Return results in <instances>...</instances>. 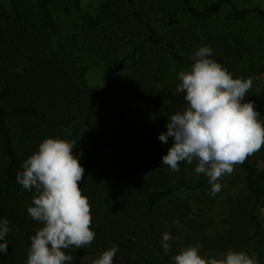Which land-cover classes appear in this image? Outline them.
I'll return each mask as SVG.
<instances>
[{
  "label": "trees",
  "instance_id": "obj_1",
  "mask_svg": "<svg viewBox=\"0 0 264 264\" xmlns=\"http://www.w3.org/2000/svg\"><path fill=\"white\" fill-rule=\"evenodd\" d=\"M201 4L105 0L87 13L80 0H0V219L10 227L0 264H27L30 237L42 227L27 212L35 189L26 191L16 176L46 138L69 141L85 170L79 187L89 199L96 235L90 246L64 250L73 256L70 264L112 246L118 247L113 264H172L189 245L215 257L244 251L264 264V146L260 157L238 164L244 187L225 198L219 221L185 216L186 234L171 228L167 254L160 243L162 203L204 190L209 180L173 181L165 174L162 157L173 139L153 138L151 119L160 135L167 132L168 117L187 107L170 70L190 69L194 53L209 46L210 58L233 78L259 80L264 73V7L238 0ZM131 60L139 76L135 89L120 77ZM94 65L104 66L102 88L88 82ZM143 79L150 85L141 87ZM148 89L158 99L149 114L139 108L144 117L136 122L128 99ZM249 101L264 118V95L256 85L246 94Z\"/></svg>",
  "mask_w": 264,
  "mask_h": 264
},
{
  "label": "clouds",
  "instance_id": "obj_2",
  "mask_svg": "<svg viewBox=\"0 0 264 264\" xmlns=\"http://www.w3.org/2000/svg\"><path fill=\"white\" fill-rule=\"evenodd\" d=\"M212 55L211 47H199L190 69L179 72L177 91L185 93L187 107L168 117L167 132L158 139L162 143L173 139L172 147L162 157L163 165L179 172L181 162L190 165L195 160V172L209 178L210 195L215 196L222 188L218 181L264 146V121L260 120L254 103L245 102L253 78H233L222 64L210 58ZM73 149L65 139L46 138L17 173V182L26 191L35 189L27 212L42 225L30 237L27 264H70L73 256L64 250L85 248L95 239L89 199L79 187L85 170ZM9 231V221L0 219V239L5 240L0 244V252L8 251L5 237ZM171 239L169 233L162 234L160 243L165 254L169 252ZM117 251L118 247L112 246L92 264H113ZM171 262L257 264L248 253L232 249L219 258L206 259L197 246L191 245L181 248Z\"/></svg>",
  "mask_w": 264,
  "mask_h": 264
},
{
  "label": "rangeland",
  "instance_id": "obj_3",
  "mask_svg": "<svg viewBox=\"0 0 264 264\" xmlns=\"http://www.w3.org/2000/svg\"><path fill=\"white\" fill-rule=\"evenodd\" d=\"M103 1L105 0H80L81 3V10L82 12H92L96 7H98ZM196 3L203 5L207 2V0H195ZM240 5L244 6H255L260 5L264 7V0H238ZM126 46H121V49H125ZM132 61V62H131ZM128 62L129 64L126 65L124 70L120 72V77L123 79L129 80V86L128 88L135 89V87L139 84V76L137 73V64L134 62V60H131ZM264 63V61H263ZM104 66L102 65H94L92 67L87 75V79L89 84L94 88H102L103 83V74H104ZM187 71L189 69H179L177 66L172 67L170 70V76L169 77H176L178 79V74L180 71ZM148 79V78H147ZM179 81V79H178ZM180 83V81H179ZM144 84L150 85V83H147L144 79L141 81L140 85L141 87ZM256 85V89L258 90L260 95H264V73H262L259 77V80H253V86ZM155 87H162L161 84L155 83ZM139 92V91H138ZM158 95H154V92L151 89H148V94L142 93L137 94V97L134 95L130 99L132 101V104H130V116L131 119L134 121H140L141 118L144 117V112L139 110L140 107H144L146 112L148 114L153 110V104H151L152 100H157ZM119 100V99H118ZM261 121H264V118L259 117ZM152 123V130H153V138L156 140L159 137V131L158 127L155 123V120L151 119ZM155 140V141H156ZM158 141H160L158 139ZM156 144V143H155ZM157 153L164 154V151L161 148H158ZM250 157H260V152H256L254 155H251ZM264 166V164H263ZM196 167V161L194 160L192 164H188L186 161L180 163V171L174 172L171 171L168 167L166 168L165 174L172 178L173 181L175 179L186 177L193 182L198 181L202 177H206L204 174H197L195 172ZM262 171V184L264 186V169H261ZM244 172L240 169L238 165H235L234 171L230 175H224L222 179H220L218 182L221 183L222 188L219 193H217L215 196L210 195L211 192V185L207 183V186L204 190H199L196 193L193 192H184L179 193L175 197H171L161 205V214L163 216V219L165 220V227L164 232H167L169 234L174 233L171 231V228L180 231L181 235L186 234L184 224H183V218L185 216H188L190 220L192 219H198V220H205L206 218L215 219L216 221L220 220L221 214L223 212V206L225 198L228 196V194L232 195L239 191L241 188L244 187ZM262 216H263V222H264V207L262 208ZM179 236L177 235V238ZM200 254L204 258L212 257V255H208L207 253H203L200 250ZM100 255H90L87 258H85L80 264H92L93 260L96 258H99ZM218 256L217 258H219Z\"/></svg>",
  "mask_w": 264,
  "mask_h": 264
}]
</instances>
